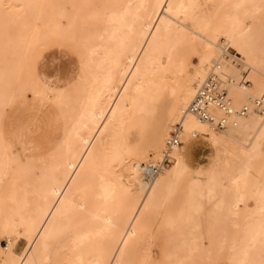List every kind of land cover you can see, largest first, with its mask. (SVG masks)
<instances>
[{"label":"bare ground","instance_id":"bare-ground-1","mask_svg":"<svg viewBox=\"0 0 264 264\" xmlns=\"http://www.w3.org/2000/svg\"><path fill=\"white\" fill-rule=\"evenodd\" d=\"M6 2L45 6L12 9L7 19L14 18L17 28L5 32L0 7V111L8 105L7 132L28 111L19 97L26 94L31 100L23 87L31 56L28 45L37 21L49 35L67 23L59 19L62 10L50 5L102 6L68 9L74 13V30L82 40L86 73L77 91L65 99L64 111L50 112L55 131L49 154L44 160L28 157L23 168H13L11 174L0 176V220L5 211L14 208L25 223L38 219L34 240L40 241L48 230L50 248L46 251L41 245L35 259L46 261L50 257L63 264H80L81 260L85 264L96 260L116 264L120 256L117 249L124 247L120 241H128V255H134L145 236L155 233L160 236L159 245L171 241L175 247L187 241L182 237V226L197 228L200 224L192 222L196 213L213 201L239 228L230 243L227 237L221 240L226 242V249L235 246L240 255L248 248L251 257L258 260L264 217L256 201L254 210L241 209L245 200L236 204L231 189L233 179L242 170L247 169L250 178L258 181L264 167V140L260 138L264 113L255 108L257 100L264 102L260 88L264 80V49L257 26L255 40L243 43L247 54L238 51L228 36L232 32L228 19L231 10L211 6L258 5L260 0H0V5ZM193 4L208 7L193 10ZM205 12L213 14L214 30L223 29V34L214 36L211 48L199 40L187 46L185 41L199 28L198 21L193 23L194 17ZM233 35L240 43L239 35ZM228 46L236 51L231 54L233 60L229 59ZM177 47L185 55L178 56ZM188 52L194 54L187 55ZM164 54L168 57L166 64L161 61ZM193 55L198 56L197 64L192 61ZM229 68L238 71V81ZM215 72L228 79L235 109L244 105L252 108L248 115L238 118L236 126L224 130L186 112L197 86ZM193 121L206 130L197 129V151L186 161L189 172L178 176L174 153L181 146L183 150L185 137L181 134L182 144L172 150L167 148L166 140L175 123L182 122L184 133L185 122ZM117 151L127 154L121 163L111 167L110 157ZM147 151L163 156L148 162ZM167 153L170 165L152 178L146 176L144 164H157ZM110 230L115 235L106 238ZM28 247L36 245L27 243L25 248ZM20 255L27 258L32 253ZM223 256L231 259L227 250Z\"/></svg>","mask_w":264,"mask_h":264},{"label":"snow or ice","instance_id":"snow-or-ice-1","mask_svg":"<svg viewBox=\"0 0 264 264\" xmlns=\"http://www.w3.org/2000/svg\"><path fill=\"white\" fill-rule=\"evenodd\" d=\"M4 9L5 19L12 14V9L23 10L25 8H43L44 5H0ZM49 7L61 9L60 21H66V24L58 26L57 30L49 35H45L37 21L35 32L31 42L28 45L31 56L26 68V82L23 87V93H30L31 100L26 94H22L19 99L28 110L24 117L19 119L13 126L11 132L6 131L9 120L5 104L4 111H0V176L11 174L13 168H23L25 158L46 159L51 147V139L55 131L53 121L45 118L46 112L59 110L64 111V101L70 98L78 89L79 81L77 79V68L74 61L66 59V54L80 56V72L84 70V57L80 54L82 40L78 37L74 25V13L68 9L77 8H97L102 7L95 4L77 5V4H60L50 5ZM193 10L201 7H208L193 4L190 6ZM216 9H230L228 19L231 21L232 32L228 33L233 40L234 46L238 51L247 54V48L243 43L251 44L254 40V32L259 27V42L264 49V0L260 4H221L211 6ZM171 9V6H169ZM19 13H17L18 15ZM218 15V13H217ZM214 19L212 13L205 12L202 16H195L193 23L199 22V28L190 34V39L185 41L187 46H194V41L199 40L201 44L205 41L211 48V42L215 35L223 34V29L214 30ZM203 33V35H201ZM233 33L240 37V43L236 42ZM59 48L60 57L55 58L53 51L51 63L43 56L48 49ZM178 56L185 55L181 48L175 49ZM194 54L188 52L187 55ZM172 56L169 54V60ZM204 62L202 55L201 63ZM261 95L264 96V80L260 84ZM197 129L205 131L203 125L196 122H185L184 148L176 152L174 161V171L178 176L188 174L189 169L186 166L187 158L190 154L197 151L196 137ZM261 140H264V130L261 131ZM215 139V138H214ZM63 142H61L62 144ZM127 153L120 151L115 152L110 157V166L114 167L123 161ZM243 183V188H241ZM233 188L235 202L239 204L243 200H255L257 207L264 217V167L260 170L259 180L253 181L247 169L242 170L240 175L233 179ZM225 191H229L225 189ZM15 203V201H13ZM219 207V206H218ZM38 219L33 220L31 224L25 223L23 216L16 210L5 211L0 220V242H6L7 247H0V264H63V261L57 259L53 261L50 257L46 261H37L35 253L37 249L44 247L47 251L50 248L48 230L41 236L40 241L33 239L34 234H38L36 225ZM111 223V222H109ZM169 226L173 227L174 223L169 221ZM115 235L114 230H110L111 238ZM24 237L28 244H35L36 248H24V253L31 252L32 255L27 258L25 255L18 254L16 241ZM155 236H145L144 240L137 246L134 255H128V241H120L124 244L123 248L117 249L120 256L116 258V264H225L220 257L227 250L231 253V259L228 264H264V229L261 233V252L259 259L251 257V251L248 248L243 249L240 255H237V249L233 246L226 249V242L217 243L213 226L210 225L207 236L204 237L201 232L193 237L191 242L184 241L173 247L171 241L165 245H157ZM183 253V258L179 254ZM242 256V258H241ZM215 257V258H214ZM80 264H85L83 260ZM88 264H101L99 260L89 261Z\"/></svg>","mask_w":264,"mask_h":264},{"label":"built area","instance_id":"built-area-1","mask_svg":"<svg viewBox=\"0 0 264 264\" xmlns=\"http://www.w3.org/2000/svg\"><path fill=\"white\" fill-rule=\"evenodd\" d=\"M255 108L264 113V102L257 100ZM251 110L250 105H244L240 109L233 107L228 91V79L221 72H215L198 86L195 97L188 105L186 112L195 115L203 122L215 125L217 129L224 130L236 126L238 118L248 115ZM217 111H220L221 114H217ZM182 133L183 124L178 122L172 127L166 140L169 150L182 144ZM171 161V156L167 153L163 160L157 164H144L146 176L152 178L154 175L162 173Z\"/></svg>","mask_w":264,"mask_h":264},{"label":"rangeland","instance_id":"rangeland-1","mask_svg":"<svg viewBox=\"0 0 264 264\" xmlns=\"http://www.w3.org/2000/svg\"><path fill=\"white\" fill-rule=\"evenodd\" d=\"M4 4H10V2H6ZM3 11H4V9H3ZM11 12H12V10H11ZM10 19H11V21H8V19L7 20L4 19L3 20V23H1V26L4 28V30H3L4 32L7 29L13 30V29H16L17 28V21L14 18H10ZM4 32H2V34H4ZM1 36L2 35H0V37ZM218 43L221 44V45H223V43H221L220 41H218ZM228 48H229V52H230L228 54L229 55V59L230 60H233L234 57L231 54H236V51L233 48H231L230 46H228ZM53 51L56 54L55 55V58L56 59H59V57H60V51H61L59 48H56V49H48V50H46L43 53V56L46 59H48V62L49 63H51V59L53 58L52 57ZM80 54L84 57V70H83L82 73L80 72V63H81L80 56H75L74 57V56H72L71 53H67L66 54V59H69V60L74 61L75 65H76V68H77V79L79 81V84L82 82V80L84 78V75L86 73V58H85V55H84V52H83V49L82 48H80ZM162 58H161L162 63L163 64H166L167 63V60H168L167 54H164V56H162ZM192 61L194 62V64H197L198 63V56L197 55H193L192 56ZM236 62H237V60H236ZM193 70L194 69L192 68L191 71H193ZM230 71H231V69H230ZM237 72L238 71H235V72H232L231 71V73H233V75L235 76L236 80L238 81V79H237L238 78ZM206 76H207V74H206ZM197 87H196V89H197ZM45 118L50 120L52 118V114L50 112H46L45 113ZM170 130H169V132H170ZM169 132H168V134H169ZM220 132L221 133H224L222 131H220ZM181 149H182V146L179 148V150H181ZM175 153H174V156L176 157V154ZM146 155L148 157V162L149 161H159L161 159V157L163 156V154L161 156H155V154L152 151H147L146 152ZM26 160H27V158H25L24 161H26ZM172 164H171V166H172ZM220 170L221 171H224L223 166L220 167ZM223 176L226 177L227 176V173L224 172L223 173ZM225 182L227 184H229L228 182H230V180L229 179H226ZM206 205L207 206H206L205 209H203V210H201V211H199V212L196 213L195 218L192 221V222H195V223H199L200 225L197 228L192 227L190 224L185 225V226H182V230L184 231V234L182 235V237L187 238V241L188 242H191V240L193 239V237H195L196 235H199L201 232L203 233V236L206 237L207 236V233H208L209 226L212 225L213 226V230H214V236H215V239H216L217 243L222 242L221 240L224 237H227V242L230 243L231 237L233 235H236V236L238 235V234L235 233L236 230L239 229V228H237L238 226L233 223V221H232V219L230 217H227L225 215V210L222 207L215 206L213 201L212 202H208V204H206ZM245 206H246V208H245ZM255 206H256L255 200H245L244 203H241L240 204L241 209L244 208L245 210H249V211L254 210L255 209ZM153 233H155V231ZM154 236L156 237L155 243L157 245H159V243H160V236L157 235L156 233L154 234ZM158 236H159V239H158ZM27 243H28V241L24 237L18 238V240L16 241V248L18 249V254L23 253V249L27 246ZM4 246H7V243L6 242H0V247H4ZM255 249H256V247H253L252 250H255ZM221 257H220V259H222L225 262V264H228V261L230 259L228 257H226V256L224 257L223 255Z\"/></svg>","mask_w":264,"mask_h":264}]
</instances>
